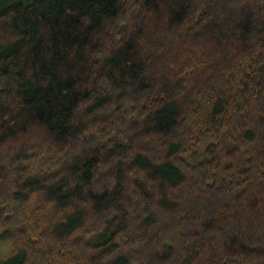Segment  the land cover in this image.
Returning a JSON list of instances; mask_svg holds the SVG:
<instances>
[{
	"label": "trees",
	"instance_id": "1",
	"mask_svg": "<svg viewBox=\"0 0 264 264\" xmlns=\"http://www.w3.org/2000/svg\"><path fill=\"white\" fill-rule=\"evenodd\" d=\"M0 264H264V0H0Z\"/></svg>",
	"mask_w": 264,
	"mask_h": 264
},
{
	"label": "rangeland",
	"instance_id": "2",
	"mask_svg": "<svg viewBox=\"0 0 264 264\" xmlns=\"http://www.w3.org/2000/svg\"><path fill=\"white\" fill-rule=\"evenodd\" d=\"M199 151H200V150H199ZM198 157H199V158H202L203 156L200 154ZM198 157H197V158H198ZM190 160L193 161V159H189V161H190Z\"/></svg>",
	"mask_w": 264,
	"mask_h": 264
}]
</instances>
